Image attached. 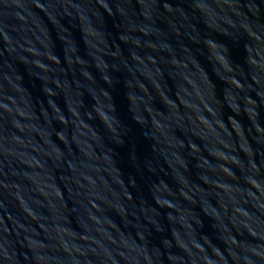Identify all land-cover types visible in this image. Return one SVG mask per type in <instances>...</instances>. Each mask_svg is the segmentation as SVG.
Masks as SVG:
<instances>
[{"label":"water","instance_id":"95a60500","mask_svg":"<svg viewBox=\"0 0 264 264\" xmlns=\"http://www.w3.org/2000/svg\"><path fill=\"white\" fill-rule=\"evenodd\" d=\"M0 264H264V0H0Z\"/></svg>","mask_w":264,"mask_h":264}]
</instances>
